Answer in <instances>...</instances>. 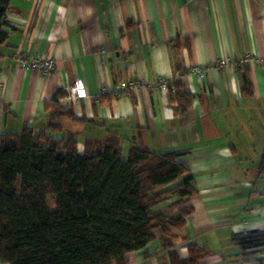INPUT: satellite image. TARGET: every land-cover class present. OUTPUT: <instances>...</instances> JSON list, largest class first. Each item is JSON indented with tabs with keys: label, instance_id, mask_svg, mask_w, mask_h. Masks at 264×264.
Returning a JSON list of instances; mask_svg holds the SVG:
<instances>
[{
	"label": "crops",
	"instance_id": "obj_1",
	"mask_svg": "<svg viewBox=\"0 0 264 264\" xmlns=\"http://www.w3.org/2000/svg\"><path fill=\"white\" fill-rule=\"evenodd\" d=\"M10 4L3 27L7 42L0 47V135L24 124L48 133L53 96L63 89L60 107L81 119L58 117L59 136L76 132L81 152L85 137L106 140L111 133L119 135L123 153L131 143L183 152L179 160L190 168L198 192L185 199L175 195L160 207L170 215L191 207L184 226L188 241L175 243L181 258L189 257L192 242L207 252L199 264H253L258 254L263 259L264 250L244 256L233 236L264 229V65L240 64L245 53L264 57V0ZM179 37L180 46L174 45ZM20 47L53 56L56 69L45 75L20 65L13 57ZM224 59L229 63L220 65ZM194 65H208L204 77ZM244 73L251 92L243 90ZM132 78L145 84L119 97L99 98L103 88ZM161 79L168 88L158 87ZM176 79L184 83L180 92L191 94L188 105L174 94ZM74 83L80 100L69 97ZM161 246L156 239L129 251L125 264H171ZM213 247L220 250L210 255Z\"/></svg>",
	"mask_w": 264,
	"mask_h": 264
},
{
	"label": "trees",
	"instance_id": "obj_2",
	"mask_svg": "<svg viewBox=\"0 0 264 264\" xmlns=\"http://www.w3.org/2000/svg\"><path fill=\"white\" fill-rule=\"evenodd\" d=\"M10 6V0H0V47L7 42L3 27ZM185 43L191 49L189 39ZM180 44L179 37L174 45ZM242 79L243 90L251 92L246 73ZM174 82L175 96L188 105L191 94L180 92L183 81ZM64 94L59 89L53 96L48 133L24 124L18 132L0 135V261L125 264L129 251L159 239L171 264H199L207 254L202 246L189 242V257L183 259L171 238L174 228H184L191 207L175 215L158 208L165 199L157 193L161 187L168 186L167 197L185 199L198 192L190 168L179 160L183 152H155L131 143L124 156L117 133L106 140L85 137L81 152L76 132L59 136L63 128L56 122L58 117L81 119L60 107ZM261 163L264 172V156ZM51 193L57 198L52 210L46 198ZM184 240L188 241L186 236ZM233 243L244 256L256 255L264 250V229L239 233ZM254 260V264H264V258Z\"/></svg>",
	"mask_w": 264,
	"mask_h": 264
},
{
	"label": "built area",
	"instance_id": "obj_3",
	"mask_svg": "<svg viewBox=\"0 0 264 264\" xmlns=\"http://www.w3.org/2000/svg\"><path fill=\"white\" fill-rule=\"evenodd\" d=\"M13 57L20 65H23L29 69H33V68L39 69L45 75L55 70L57 66L56 60L53 56H48L46 54L42 55V54L27 53L22 47H20V49L13 52ZM229 61L230 59L220 60L219 64L226 65L227 63H229ZM241 62H246L261 66L264 65V57H260L258 55L251 53H245L244 56H242L240 59V63ZM207 67L208 65H204V66L194 65L192 69L201 77H204L205 70L207 69ZM156 83L158 87L162 89H166L170 85L167 80H163V79L156 81ZM144 84L145 81L143 82L137 78L120 80L115 87L103 88L101 93L109 92L113 97H119L122 92L129 91L137 87H141ZM68 94L70 98L80 100L79 99L81 97L80 86H78V84L76 83L71 84L68 90Z\"/></svg>",
	"mask_w": 264,
	"mask_h": 264
},
{
	"label": "rangeland",
	"instance_id": "obj_4",
	"mask_svg": "<svg viewBox=\"0 0 264 264\" xmlns=\"http://www.w3.org/2000/svg\"><path fill=\"white\" fill-rule=\"evenodd\" d=\"M124 156H126L127 155V152H124V154H123ZM167 188H168V186H166V187H161V190H159V191H157V193L159 194V195H163V197H165V199L162 201V202H164V201H166L168 198H170V197H167L168 195H169V193L167 192ZM167 197V198H166ZM46 198H47V201H48V204H49V207H50V209L52 210V209H54V208H56V201H57V198H55V194H53V193H51V194H49V195H47L46 196ZM162 206V203L160 204V206H158V208H160ZM175 230H176V232H174V230L172 231V233L174 234V236H173V234H172V236H173V238H174V241H175V243H176V241H179V240H184L185 239V232H184V228H182V227H176V228H174ZM185 241V240H184ZM220 250V247H213V248H211V250H210V255H214L216 252H218ZM258 256H259V258H260V254H258ZM264 258V257H263ZM255 261V260H254ZM251 263H256V262H251ZM244 264H249V263H244Z\"/></svg>",
	"mask_w": 264,
	"mask_h": 264
}]
</instances>
